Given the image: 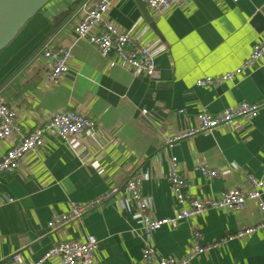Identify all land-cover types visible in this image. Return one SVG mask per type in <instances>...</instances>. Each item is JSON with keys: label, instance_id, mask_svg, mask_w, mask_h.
Instances as JSON below:
<instances>
[{"label": "crops", "instance_id": "crops-1", "mask_svg": "<svg viewBox=\"0 0 264 264\" xmlns=\"http://www.w3.org/2000/svg\"><path fill=\"white\" fill-rule=\"evenodd\" d=\"M90 1L50 2L51 10L34 22L45 6L26 24L0 62V95L17 113L12 137L0 142V160L58 111L76 110L97 121V129L83 133L74 149L56 132H47L39 152L26 156L16 173L0 175V261L20 253L31 263L55 243L93 235L99 241L93 264H143L144 228L125 194L56 232L48 223L53 215L69 212L72 203L104 197L136 175L157 219L175 217L193 200L217 199L231 189L249 191V176L262 175L264 107L254 119L197 134L172 148L165 143L196 128L202 111L216 114L241 102H260L264 59L218 86L197 83L242 67L264 36L253 23L264 0H186L163 15L148 9L153 26L136 0H114L111 21L133 30L140 44L160 49L157 78L135 74L116 55L104 57L81 41L72 48L69 72L50 84L52 65L43 51L49 42L72 47L80 9ZM21 34V42L13 45ZM172 157L188 185L182 207L170 182ZM203 165L220 175L204 176ZM263 222L257 204L249 201L241 211L210 209L176 228L163 227L150 244L158 257L178 260L190 253L197 231L203 245H219L190 264H264V227L258 228ZM44 264L60 263L49 259Z\"/></svg>", "mask_w": 264, "mask_h": 264}, {"label": "built area", "instance_id": "built-area-1", "mask_svg": "<svg viewBox=\"0 0 264 264\" xmlns=\"http://www.w3.org/2000/svg\"><path fill=\"white\" fill-rule=\"evenodd\" d=\"M148 9L155 15H163L173 7L182 4L186 0H144ZM238 1V0H235ZM114 0H91L83 4L80 9L81 18L74 26L75 42L72 47L57 46L49 42L43 51V58L50 62L52 67L48 74V82L56 84L69 72L70 60L72 58V48L81 41L89 42L96 47L99 52L108 57L116 55L119 60L138 75H144L148 79L157 78L155 66L156 56L160 49L156 45H142L139 39L134 36V31H124L117 27L109 17V11ZM264 59V36L254 47L250 57L241 68L226 73L221 77L208 78L199 81L200 87H214L226 81H230ZM264 107V94L260 102H241L228 107L219 113L213 114L202 111L198 114V126L188 131L180 132L166 141V147L172 148L176 143L190 139L200 133H207L220 127L233 126L241 119H254ZM147 114V111H143ZM17 120L16 111L9 105L8 101L0 95V142L12 137ZM97 129V121L76 110L64 109L56 112L47 123L35 129L25 136L22 141L7 151L0 160V175L3 173H16L22 160L32 153L39 152L44 145V136L47 132H56L72 148L78 147L79 137L86 131L94 132ZM201 173L209 178L218 177L219 171H214L208 165L200 167ZM251 189L242 191L231 189L223 192L217 199L207 198L204 200H193L187 207L181 209L173 218L157 219L151 215V203L145 197L142 189V178L138 175L130 178L123 187H114L104 196L88 203H72L71 210L66 213L55 214L48 223L51 232H56L65 225L74 223L82 219L88 212L102 206L113 196L122 193L129 197L135 205L137 213L141 219L145 233V247L142 251L143 264H190L193 259L203 253L216 248L219 243L203 245L201 243V233H193V247L190 253L178 260L158 257L155 254L150 240L153 234L163 227L176 228L184 220L199 216L210 209L241 211L246 208L249 201H254L264 218V158L262 175L257 178L249 176ZM170 182L174 190L176 201L181 207L187 202V195L184 192L188 186L186 179L181 175V166L177 157L171 159ZM264 222L258 227L263 228ZM257 228L249 229L241 235L251 234ZM232 239V238H231ZM223 239L220 243L225 242ZM99 241L89 235L85 241H63L55 243L38 260L28 263L20 253L12 255L7 260H1L0 264H44L49 259H57L60 264H93Z\"/></svg>", "mask_w": 264, "mask_h": 264}, {"label": "water", "instance_id": "water-1", "mask_svg": "<svg viewBox=\"0 0 264 264\" xmlns=\"http://www.w3.org/2000/svg\"><path fill=\"white\" fill-rule=\"evenodd\" d=\"M52 0H0V53L16 38L26 24ZM149 24L153 21L143 0H136ZM83 0H78L80 5ZM72 9V8H71ZM65 14L69 15L72 11ZM253 23L264 32V7L254 16Z\"/></svg>", "mask_w": 264, "mask_h": 264}, {"label": "rangeland", "instance_id": "rangeland-1", "mask_svg": "<svg viewBox=\"0 0 264 264\" xmlns=\"http://www.w3.org/2000/svg\"><path fill=\"white\" fill-rule=\"evenodd\" d=\"M56 2V0H53L51 3H55ZM51 4H48L40 13H39V15L37 16V18H36V20H34V22H36V21H39L40 20V18L41 17H43L47 12H49L50 10H51ZM32 23V22H31ZM22 37H23V34H21L20 36H19V38H17V40L14 42V44L13 45H17L18 43H20L21 42V40H22ZM6 55H9V48L8 49H5L3 52H2V54H1V56H0V62L4 59V57L6 56Z\"/></svg>", "mask_w": 264, "mask_h": 264}, {"label": "bare ground", "instance_id": "bare-ground-1", "mask_svg": "<svg viewBox=\"0 0 264 264\" xmlns=\"http://www.w3.org/2000/svg\"><path fill=\"white\" fill-rule=\"evenodd\" d=\"M228 191V190H227ZM261 212V211H260ZM241 235V234H240ZM221 241V240H220ZM218 242V241H217ZM228 242V241H227Z\"/></svg>", "mask_w": 264, "mask_h": 264}]
</instances>
